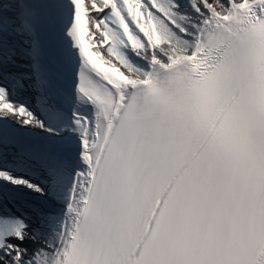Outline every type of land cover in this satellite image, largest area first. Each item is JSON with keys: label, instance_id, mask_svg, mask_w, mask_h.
<instances>
[{"label": "snow or ice", "instance_id": "obj_1", "mask_svg": "<svg viewBox=\"0 0 264 264\" xmlns=\"http://www.w3.org/2000/svg\"><path fill=\"white\" fill-rule=\"evenodd\" d=\"M0 264H264V0H0Z\"/></svg>", "mask_w": 264, "mask_h": 264}, {"label": "rangeland", "instance_id": "obj_2", "mask_svg": "<svg viewBox=\"0 0 264 264\" xmlns=\"http://www.w3.org/2000/svg\"><path fill=\"white\" fill-rule=\"evenodd\" d=\"M92 30L94 31V29H92ZM97 35H99V34L97 33ZM102 50H104L103 52L106 53V55H108V57H109V58H106V59L113 60V57L110 56V54L107 52L106 49H102ZM13 119H16V117H14Z\"/></svg>", "mask_w": 264, "mask_h": 264}, {"label": "bare ground", "instance_id": "obj_3", "mask_svg": "<svg viewBox=\"0 0 264 264\" xmlns=\"http://www.w3.org/2000/svg\"><path fill=\"white\" fill-rule=\"evenodd\" d=\"M209 2H210V3H214L215 0H209ZM90 27H91V26H90ZM99 50L103 53V55H104L105 58H109L108 55H106V53L103 52L104 50H102V49H99ZM122 70H123V69H122ZM13 118H14V117H13ZM9 151L11 152V150H9Z\"/></svg>", "mask_w": 264, "mask_h": 264}]
</instances>
